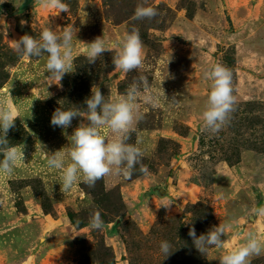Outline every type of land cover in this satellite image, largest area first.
Listing matches in <instances>:
<instances>
[{
    "label": "rangeland",
    "instance_id": "rangeland-1",
    "mask_svg": "<svg viewBox=\"0 0 264 264\" xmlns=\"http://www.w3.org/2000/svg\"><path fill=\"white\" fill-rule=\"evenodd\" d=\"M63 2L68 13L51 16L34 0H0V96L19 113L9 143L25 145L24 161L0 178V264H219L215 248L204 255L194 248L189 227L200 235L233 216L239 220L223 237L226 248L249 231L264 239V218H248L264 206V0H146L158 13L151 20L132 19L144 0ZM66 26L79 29L74 72L49 86L47 54L19 57L10 41ZM133 27L143 43L139 73L115 70L111 52L88 64L79 51L97 36L119 41ZM216 63L231 70L237 103L230 123L210 134L200 114L210 83L204 70ZM138 74L153 91L162 87L180 100L158 109L141 104L144 119L128 142H139L148 174L137 166L130 179L109 176L63 194L59 172L44 155L68 144L62 129L51 126L52 113L86 107L93 86L106 99L123 94ZM79 123L73 119L68 135ZM163 201L173 202L168 210ZM96 211L103 231L88 226ZM165 240L173 246L168 258L159 249ZM251 264H264V255Z\"/></svg>",
    "mask_w": 264,
    "mask_h": 264
},
{
    "label": "clouds",
    "instance_id": "clouds-1",
    "mask_svg": "<svg viewBox=\"0 0 264 264\" xmlns=\"http://www.w3.org/2000/svg\"><path fill=\"white\" fill-rule=\"evenodd\" d=\"M34 4L50 11L51 16L69 11V6L63 0H34ZM157 14V10L147 6L144 0V3L136 6L132 19L151 20ZM87 16L83 10L81 24L87 23ZM57 29L45 27L38 38L24 34L18 40L10 41L12 50L19 57L39 58L47 54L44 73H48L45 77L49 86L60 85L66 74L74 72L76 57L73 54V42L79 41L76 35L78 28L66 26L62 31ZM82 43L84 46L79 51L88 64H94L107 51L113 53L111 63L115 70L139 73L144 67L143 43L135 27L111 44L106 43L103 36ZM204 78L210 83L207 100L200 114L202 130L217 134L230 123L237 103L233 94L232 72L223 64L216 63L204 70ZM161 89L162 92L153 91L147 77L138 74L123 94L110 95L106 99L100 88L93 86L91 95L84 100L86 107L67 110L59 107L54 110L50 124L62 129L68 144L66 150L63 147L55 152L46 151L44 155L47 166L59 172L57 182L63 194L70 192L78 183L94 187L98 180L109 176L130 179L137 166L140 173L148 174V168L142 162L144 151L138 146L139 142L132 144L128 141L136 125L144 119L141 104L152 109H158L164 103L170 106L179 104L180 100H177L175 94L169 99ZM17 118L19 113L11 101L0 96V178L11 177L17 164L24 161L25 145L10 144L8 140L9 130L15 127ZM75 118H80V123L68 135L67 129L72 126ZM172 203L163 201L160 207L168 210ZM248 218L252 222L256 218H264V206L252 208ZM238 220V216H233L229 222H220L218 226L200 235H197L194 226H190L188 236L194 248L202 255L210 248H215L219 255L214 259L219 264H251L252 258L264 255V239L255 231H249L238 246L231 248H226L223 239ZM88 226L93 231L104 230L105 222L98 211L91 214ZM172 247L166 240L160 242L159 249L164 258L173 253Z\"/></svg>",
    "mask_w": 264,
    "mask_h": 264
}]
</instances>
